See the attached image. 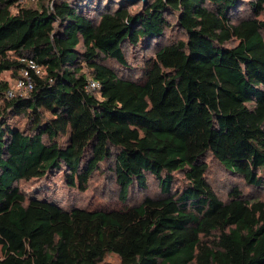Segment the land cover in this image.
Segmentation results:
<instances>
[{
  "label": "trees",
  "instance_id": "obj_1",
  "mask_svg": "<svg viewBox=\"0 0 264 264\" xmlns=\"http://www.w3.org/2000/svg\"><path fill=\"white\" fill-rule=\"evenodd\" d=\"M261 13L264 0H0V264H264V196L222 201L206 178L214 159L264 190ZM22 57L42 74L8 98ZM103 163L121 202L150 181L155 194L64 208L18 187L61 171L85 191Z\"/></svg>",
  "mask_w": 264,
  "mask_h": 264
},
{
  "label": "rangeland",
  "instance_id": "obj_2",
  "mask_svg": "<svg viewBox=\"0 0 264 264\" xmlns=\"http://www.w3.org/2000/svg\"><path fill=\"white\" fill-rule=\"evenodd\" d=\"M258 17L264 19V13H261ZM174 35L175 34H171L170 38ZM133 60L135 59H132V61ZM139 62L140 61H137L136 65H138ZM3 77L8 79L11 84L10 86L15 89L14 77L8 72L3 73ZM207 162L208 170L206 178L214 192L222 201L227 200L228 191L232 187H236L242 194L249 196L250 198H260L264 196V190L260 191L248 186L241 177L226 171L216 160L208 158ZM110 165V163H103L102 166L92 174L89 180V186L85 191H79L76 188H68L63 182L61 171H55L47 178L18 181L17 183L19 189L24 192L25 195L54 201L64 208H70L72 206L89 208H122L125 205L128 206L138 201L143 194H155L154 192L157 190L156 184L153 181H150L146 191L138 193L139 191L134 189L131 191V195L127 201L121 202L119 198V189L114 180V175L109 171ZM178 178L182 179L180 175H177V179ZM105 261L115 264L118 263L117 257L112 253L106 255Z\"/></svg>",
  "mask_w": 264,
  "mask_h": 264
},
{
  "label": "built area",
  "instance_id": "obj_3",
  "mask_svg": "<svg viewBox=\"0 0 264 264\" xmlns=\"http://www.w3.org/2000/svg\"><path fill=\"white\" fill-rule=\"evenodd\" d=\"M20 61L23 63L18 76L14 79V88L10 87L6 91V96L12 98L16 95H25L33 88L34 76L42 74L41 67L35 59L31 57H22ZM98 83L94 80L89 81L91 88L98 87ZM17 92V93H16Z\"/></svg>",
  "mask_w": 264,
  "mask_h": 264
},
{
  "label": "water",
  "instance_id": "obj_4",
  "mask_svg": "<svg viewBox=\"0 0 264 264\" xmlns=\"http://www.w3.org/2000/svg\"><path fill=\"white\" fill-rule=\"evenodd\" d=\"M133 1H142L143 3L146 2V0H133Z\"/></svg>",
  "mask_w": 264,
  "mask_h": 264
}]
</instances>
